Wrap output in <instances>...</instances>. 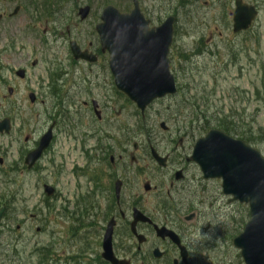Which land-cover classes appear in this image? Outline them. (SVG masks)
Wrapping results in <instances>:
<instances>
[{"label":"rangeland","instance_id":"374dc122","mask_svg":"<svg viewBox=\"0 0 264 264\" xmlns=\"http://www.w3.org/2000/svg\"><path fill=\"white\" fill-rule=\"evenodd\" d=\"M9 2L5 4L10 8L9 13H13L17 6H21V9L16 16L0 23V60L3 63L0 74L6 79L11 76L14 79L17 69L28 70L26 81L20 82L16 79L19 87L12 99V102L22 104V115L13 108L6 112L11 115L13 125L19 128L22 118L31 113L32 122L38 120L39 109L30 105L25 89L34 88L37 82H45L47 74L53 72L48 69L55 62H63V68L68 67L70 52L64 35L66 36L68 26L73 30L72 20L78 17L76 12L79 8L91 4L95 11L107 4H113L131 9L132 2ZM244 2L254 5L259 11V16L247 32L234 35V0H141L143 10L150 13L154 22H161L171 13L178 16V34L171 54V69L177 80L178 94L154 105L144 119L138 111L136 112L135 106L124 98L119 104L118 113H115L116 104L111 103V98H117V95L109 77L92 78L91 84L85 87V94L79 96L76 93V100L90 97L102 101L106 108V115L103 114L106 123L102 124L105 126L104 130L114 133L118 120L123 125L124 137L144 141L141 132L146 128L157 143L161 144L163 151L166 148L167 134L160 129L162 121L168 126L179 123L182 127L189 122H199L201 127L198 131L202 133L203 125L217 128L222 121L219 119L226 118L229 121L226 123L237 129L235 131L233 128L231 135L244 139L264 156V0ZM44 30L48 31V38L43 35ZM57 32H63V38H60V34L56 35ZM194 51L197 55H192ZM34 60H38V64L32 68L31 63ZM2 68L6 69L3 71ZM67 84H73V79L67 78ZM7 93L3 81H0V97ZM201 112L206 113L202 115ZM198 116L201 119L206 116L209 122L197 119ZM109 117L114 118L109 121ZM89 118V124L98 125L95 115ZM64 119L68 121L76 118L68 115ZM65 130L67 132L59 131L52 152L40 163L38 172L18 173L13 176L19 184L14 206L16 212L13 214V221L2 225L0 250L1 255L5 256L9 245L20 241L17 259L21 264H39V258L46 250H50V253L58 251L60 255L66 254V215L81 216L92 191V172L88 168L90 160L87 152L94 149L99 140L91 137L90 142L84 144L77 132L71 133L68 127ZM22 142L23 136L13 133L10 147L12 160L16 158V149L23 145ZM43 182L53 184L57 188V199H48L50 201L43 203L44 199H47L42 191ZM219 188L220 185L215 182L206 186L205 193L210 198H215V201L210 199L211 205H203L209 210L212 219L201 222V258L203 264H243L240 251L232 242L248 221L249 209L246 205L229 204ZM14 195L16 196V193ZM50 212L52 216L45 225V232L38 233L37 228L43 227V224L35 221L37 215L46 214L48 217ZM9 215L11 216V213ZM31 215L36 216L34 221L29 219ZM18 225L21 226L20 229H17ZM9 229H14L17 233ZM95 238L92 240L93 244ZM51 260L52 258H49L46 264H55Z\"/></svg>","mask_w":264,"mask_h":264},{"label":"flooded vegetation","instance_id":"af4514ba","mask_svg":"<svg viewBox=\"0 0 264 264\" xmlns=\"http://www.w3.org/2000/svg\"><path fill=\"white\" fill-rule=\"evenodd\" d=\"M7 3H10L9 0H0V23L4 19L12 18L10 8L5 6ZM86 6L89 8L87 17L82 20L76 12L78 17L72 20L73 30L68 26L64 37L68 49L71 42H76L82 51L88 53L89 61L77 60L70 56L67 68H63V62L57 61L49 67L48 70L53 72L47 74L45 82H37L34 88L25 89L28 100L30 94L35 95V101L29 102L32 107L39 109L36 122H32L31 113L22 118L19 128L13 126L11 115L6 112L13 108L20 115L23 113L22 104L12 102L19 84L16 81V72L14 79L12 76L6 79L0 74V81H3V87L8 92L0 97V122L9 119L12 127L11 132L0 134V209L4 208L6 214L2 225L9 222L11 218H8V215L12 211L15 212L13 191L19 184L13 176L18 173H34L52 152L59 131L67 132L65 128L68 127L71 133L77 132L80 135L84 144L89 143L91 137L99 142L94 149L87 152L90 160L88 168L92 172L89 210L77 217L66 215V254L60 255L58 251L50 253L48 250L51 261L55 264H203L199 242L201 222L212 219L209 210L203 205H211L210 199L215 201V198H210L205 193L206 186L212 182L219 184L221 181L204 180L198 165L191 160L197 136L203 135L198 131L201 124L194 121L187 123L185 127L179 123L167 126L164 151L146 128L141 132L144 141L124 137L123 125L118 120L114 133L104 130V103L90 97L76 100V93L79 96L85 94V87L91 84L92 78L109 77L114 87L109 69V54L103 50L96 32V27L101 21L102 8L94 11L91 4ZM17 7H20V11L21 6ZM145 16L152 21L150 13H145ZM177 26L178 21L175 32ZM43 34L49 37L47 30H44ZM59 34L60 38H63V32L56 33ZM2 64L0 60V69ZM5 69L2 68L3 71ZM19 69L25 70L26 76L28 75L26 68ZM69 77L73 79V84H67ZM25 79L19 81L23 82ZM115 91L117 98H111V103L116 104L115 113H118L123 97L116 89ZM165 100L167 98L157 103ZM95 108L102 114V118L96 120L97 126L89 124L88 121L95 113ZM68 115L76 119L66 121L64 118ZM159 126L162 129V126ZM13 133L23 136V145L18 144L14 160L11 158L10 149ZM49 133L52 137L48 147L34 167L29 169L25 162L27 155L38 149L43 137ZM81 148L83 149L82 146ZM152 150L161 156L163 166H159L153 158ZM58 196L55 191L48 199L52 201ZM48 199H44L43 203L50 201ZM90 207L93 209L90 210ZM35 218L36 216L32 215L29 219L34 221ZM50 219L46 214L37 215L35 221L43 224V227L37 228L39 233L45 232V225ZM157 227L165 229V237L158 235ZM20 228L21 226H18L17 229ZM209 229L210 226L207 227V230ZM2 230L3 226L1 232ZM109 233H112L113 261L105 259L103 255L104 239ZM19 243L20 241H15L9 245L4 256L7 264H21L17 259ZM44 255L48 256L43 253L39 264Z\"/></svg>","mask_w":264,"mask_h":264},{"label":"water","instance_id":"95a60500","mask_svg":"<svg viewBox=\"0 0 264 264\" xmlns=\"http://www.w3.org/2000/svg\"><path fill=\"white\" fill-rule=\"evenodd\" d=\"M134 6L130 14H121L115 7L108 6L102 16L104 23L97 30L109 51L117 88L144 113L154 100L177 91L168 58L175 18L169 17L160 27L149 30V21L145 20L137 0ZM87 13L88 8L81 10L83 18ZM256 16L254 6L237 0L234 32L247 30ZM78 49L72 45L75 57H84ZM8 124L7 120L0 124V131L7 129ZM48 139L37 152L28 156L30 164L38 158ZM193 160L205 179L222 180L223 194L232 197L230 202L249 205L250 220L233 244L241 250L245 264H264V158L261 153L243 141L211 130L196 144ZM51 191L47 189L49 194ZM3 213L4 210L0 211V221ZM110 256L104 255L107 259Z\"/></svg>","mask_w":264,"mask_h":264},{"label":"trees","instance_id":"16d2710c","mask_svg":"<svg viewBox=\"0 0 264 264\" xmlns=\"http://www.w3.org/2000/svg\"><path fill=\"white\" fill-rule=\"evenodd\" d=\"M204 113H206V112H202V114H204ZM205 118V120L206 121H208V119L206 118V116H204ZM219 120H222L221 122H219V125H218V127H220L221 129H224L225 131H228L229 133L231 132L232 133V127L231 126H229V124H227L226 122H228L227 121V119L226 118H223V119H219ZM237 129H235V131H236Z\"/></svg>","mask_w":264,"mask_h":264}]
</instances>
